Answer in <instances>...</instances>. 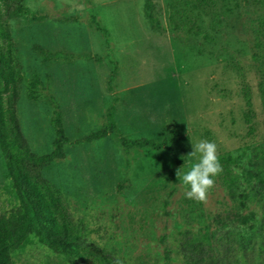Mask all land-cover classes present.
<instances>
[{"label":"rangeland","instance_id":"obj_1","mask_svg":"<svg viewBox=\"0 0 264 264\" xmlns=\"http://www.w3.org/2000/svg\"><path fill=\"white\" fill-rule=\"evenodd\" d=\"M20 1L40 17L4 23L22 75L19 128L34 155L48 153L59 113L65 157L44 177L82 229V244L104 248L119 264H182L181 241L207 237L215 264H264V109L255 59L258 43L264 45V8L241 2L234 28L221 24L203 41L169 31L167 0ZM147 4L158 30L145 15ZM34 78L39 85L28 98ZM243 85L251 95V131L243 118ZM109 116L114 133L76 142L107 128ZM119 138L168 139L170 150H126ZM201 140L217 145L233 181L229 191L222 170L205 202L188 199L180 178L197 162L199 154L189 153ZM2 164L0 154V200L9 183ZM13 260L70 264L34 240Z\"/></svg>","mask_w":264,"mask_h":264},{"label":"trees","instance_id":"obj_2","mask_svg":"<svg viewBox=\"0 0 264 264\" xmlns=\"http://www.w3.org/2000/svg\"><path fill=\"white\" fill-rule=\"evenodd\" d=\"M249 2L256 8H264V0H167L165 20L172 33L183 32L188 36L210 40L209 31H216L221 26L234 28L240 12V3ZM145 15L152 29H159L158 21L153 16L149 4L145 6ZM29 14L32 19L40 16L31 14L20 0H0V154L3 160V173L8 186L5 189L6 199L0 200V264H14V256L22 252L32 240L46 247L70 264H119L109 252L100 246L83 245L82 229L75 224L69 214L67 205L59 191L49 183L44 174L53 162L64 159V146L68 140L60 127L59 113L54 111L52 127L54 137L51 151L34 155L21 134L16 116V105L21 90L22 75L14 61L15 49L10 34L5 28V21ZM232 15L234 18L230 19ZM208 21V24L206 23ZM91 22L103 35L102 28L94 18ZM260 25L264 29V18ZM259 44L257 70L261 76L256 87L264 109V45ZM228 61H233L230 57ZM229 63V62H228ZM235 65V64H232ZM39 85L36 78L30 82L29 92ZM245 106L243 115L249 131L253 117L250 90L247 85L240 88ZM116 131L111 116L107 128L96 130L77 143H91L105 138ZM171 138L174 134H169ZM121 146L128 150L131 147H149L154 152L170 150L168 139L154 142L145 138L126 140L119 138ZM177 161L183 163V151L177 147ZM227 162L223 166V179L230 191L233 181ZM262 182V178L259 177ZM264 212V203L262 205ZM32 239V240H31ZM228 251V248L222 246ZM182 264H215L212 246L207 237L184 238L179 246ZM164 258L168 260V251L164 247ZM166 264V262L164 263Z\"/></svg>","mask_w":264,"mask_h":264},{"label":"clouds","instance_id":"obj_3","mask_svg":"<svg viewBox=\"0 0 264 264\" xmlns=\"http://www.w3.org/2000/svg\"><path fill=\"white\" fill-rule=\"evenodd\" d=\"M198 160L193 163L190 170L180 178L183 185L187 187L185 196L197 202H205L209 191L214 187L217 176L223 169L217 155V145L214 142L201 140L192 146L189 156L196 157ZM176 175H180L177 171Z\"/></svg>","mask_w":264,"mask_h":264}]
</instances>
